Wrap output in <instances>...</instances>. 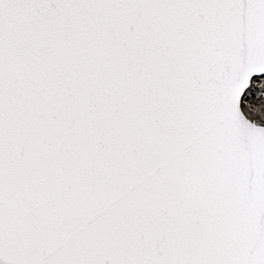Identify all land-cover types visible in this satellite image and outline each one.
I'll return each mask as SVG.
<instances>
[{
	"label": "snow or ice",
	"instance_id": "obj_1",
	"mask_svg": "<svg viewBox=\"0 0 264 264\" xmlns=\"http://www.w3.org/2000/svg\"><path fill=\"white\" fill-rule=\"evenodd\" d=\"M0 264H264V0H0Z\"/></svg>",
	"mask_w": 264,
	"mask_h": 264
}]
</instances>
